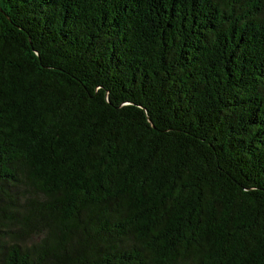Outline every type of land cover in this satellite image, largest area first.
Returning a JSON list of instances; mask_svg holds the SVG:
<instances>
[{
    "label": "trees",
    "instance_id": "16d2710c",
    "mask_svg": "<svg viewBox=\"0 0 264 264\" xmlns=\"http://www.w3.org/2000/svg\"><path fill=\"white\" fill-rule=\"evenodd\" d=\"M0 264H264V0H0Z\"/></svg>",
    "mask_w": 264,
    "mask_h": 264
}]
</instances>
